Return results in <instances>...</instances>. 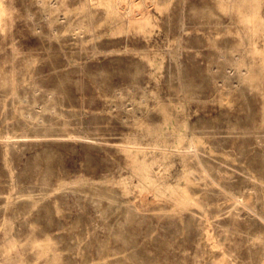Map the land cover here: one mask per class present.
Masks as SVG:
<instances>
[{
	"label": "rangeland",
	"instance_id": "1",
	"mask_svg": "<svg viewBox=\"0 0 264 264\" xmlns=\"http://www.w3.org/2000/svg\"><path fill=\"white\" fill-rule=\"evenodd\" d=\"M0 264H264V0H0Z\"/></svg>",
	"mask_w": 264,
	"mask_h": 264
}]
</instances>
